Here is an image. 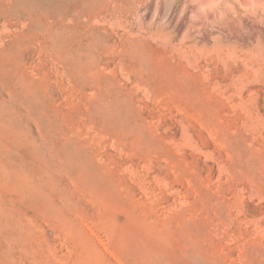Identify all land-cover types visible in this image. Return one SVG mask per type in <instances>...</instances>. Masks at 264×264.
Masks as SVG:
<instances>
[{"label": "rangeland", "instance_id": "rangeland-1", "mask_svg": "<svg viewBox=\"0 0 264 264\" xmlns=\"http://www.w3.org/2000/svg\"><path fill=\"white\" fill-rule=\"evenodd\" d=\"M205 1L0 0V264H264V25Z\"/></svg>", "mask_w": 264, "mask_h": 264}, {"label": "bare ground", "instance_id": "bare-ground-1", "mask_svg": "<svg viewBox=\"0 0 264 264\" xmlns=\"http://www.w3.org/2000/svg\"><path fill=\"white\" fill-rule=\"evenodd\" d=\"M211 1L212 0H206L204 2V4H208L207 6H209V3H211ZM229 1L230 2H229V4H227V7H229V10L231 11V14L234 15L235 14V9H240V7H242V8H244V9L249 11V14L254 19L253 23H259V24H263L264 25V0H229ZM215 2H216V0L214 2H212V3H215ZM210 5H212V4H210ZM209 7L211 8L212 6H209ZM222 14H223V12L221 13V15ZM213 15H216V14L214 13ZM212 17H216V16H212ZM206 19L208 20L207 17H206ZM211 20H213V19H211ZM240 23H242V20H240ZM246 29H248V28L246 27ZM228 36H229L230 40H235V41H238L239 38H241L240 39L241 41L244 39V37L239 34V31L229 32V35H227V37ZM226 50H225V52H226ZM228 51L231 53L230 50H227V52ZM232 52H234V51H232Z\"/></svg>", "mask_w": 264, "mask_h": 264}]
</instances>
